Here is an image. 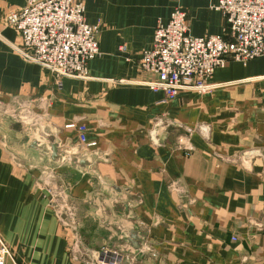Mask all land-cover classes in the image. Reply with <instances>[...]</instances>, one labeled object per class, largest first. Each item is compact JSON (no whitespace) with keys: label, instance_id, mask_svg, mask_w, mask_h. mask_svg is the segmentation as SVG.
Listing matches in <instances>:
<instances>
[{"label":"crops","instance_id":"0c3cea01","mask_svg":"<svg viewBox=\"0 0 264 264\" xmlns=\"http://www.w3.org/2000/svg\"><path fill=\"white\" fill-rule=\"evenodd\" d=\"M83 1L100 55L71 79L21 57L6 19L26 0H0V103L44 117L0 121V236L16 263L96 264L107 251L120 264H264V57L168 101L140 68L157 26L180 9L191 36L225 35L219 0ZM61 193L84 254L52 209Z\"/></svg>","mask_w":264,"mask_h":264},{"label":"built area","instance_id":"2783aa9c","mask_svg":"<svg viewBox=\"0 0 264 264\" xmlns=\"http://www.w3.org/2000/svg\"><path fill=\"white\" fill-rule=\"evenodd\" d=\"M228 24L225 35L193 37L189 33L187 13L177 9L168 25L159 23L154 35L153 48L143 54L141 71L156 80L148 85L153 91L163 92L168 101L184 91L211 93L218 86L210 80L215 72L230 62L247 65L264 57V0H219L216 7ZM83 0H26L23 9L9 13L6 24L21 36L22 44L13 46L21 57L41 66L57 78L87 79L88 65L100 55L99 34L101 28L86 22ZM4 106L0 103V109ZM16 119L36 128L44 123V117L36 115L32 103L16 105ZM81 142L86 143L85 127H80ZM188 154L191 148L180 142ZM63 150L66 149L63 147ZM62 163L71 162L64 152ZM59 198L67 201L66 193L51 201L58 219L61 213ZM64 228H73L72 254L83 253L78 240V223L61 218ZM84 254V253H83ZM96 264H120L108 259L105 253ZM0 264H17L13 253L0 236Z\"/></svg>","mask_w":264,"mask_h":264},{"label":"rangeland","instance_id":"374dc122","mask_svg":"<svg viewBox=\"0 0 264 264\" xmlns=\"http://www.w3.org/2000/svg\"><path fill=\"white\" fill-rule=\"evenodd\" d=\"M24 8V7H23ZM15 107H3L0 109V121H2V123H6L8 122V120H11L13 121L14 123L16 122L17 125H19L22 129L24 128H29L30 126L25 122V120H22V119H16L13 117V115H15L13 113ZM79 233V231H78ZM72 238V241H73V236L71 237ZM122 239H126L125 237L122 238ZM107 251H105L104 253H106Z\"/></svg>","mask_w":264,"mask_h":264},{"label":"water","instance_id":"95a60500","mask_svg":"<svg viewBox=\"0 0 264 264\" xmlns=\"http://www.w3.org/2000/svg\"><path fill=\"white\" fill-rule=\"evenodd\" d=\"M53 151H54V153L57 152V147H56V146L54 147V150H53ZM72 164H73V165H77L78 162L75 160V161L72 162Z\"/></svg>","mask_w":264,"mask_h":264}]
</instances>
